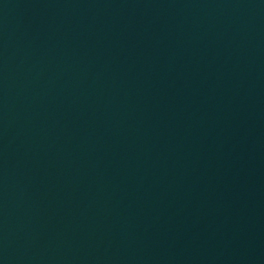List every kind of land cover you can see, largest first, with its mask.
<instances>
[{"label":"water","instance_id":"obj_1","mask_svg":"<svg viewBox=\"0 0 264 264\" xmlns=\"http://www.w3.org/2000/svg\"><path fill=\"white\" fill-rule=\"evenodd\" d=\"M0 264H264V0H0Z\"/></svg>","mask_w":264,"mask_h":264}]
</instances>
